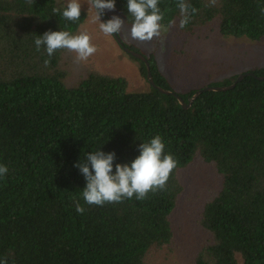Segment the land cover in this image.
<instances>
[{
	"label": "trees",
	"instance_id": "trees-1",
	"mask_svg": "<svg viewBox=\"0 0 264 264\" xmlns=\"http://www.w3.org/2000/svg\"><path fill=\"white\" fill-rule=\"evenodd\" d=\"M186 2L197 12L181 29L177 0H159L161 25L192 35L213 22L223 36L264 39V0ZM126 5L116 0L115 10L132 25ZM66 6L57 0H0V165L8 168L0 177V260L142 264L151 246L170 242L169 215L181 191L177 171L199 155L214 164L221 183L200 215L212 242L195 264H264V78L247 75L233 88L204 91L186 108L149 84L129 91L119 75L92 71L67 85V49L48 57L34 43L49 30L75 34L84 12L77 21L66 20ZM53 8L61 12L53 14ZM129 56L145 78L143 61ZM145 57L154 83L187 103L197 88L174 90L153 56ZM249 71L264 77V68ZM235 77L207 85H229ZM156 135L179 161L164 191L103 206L84 202L86 180L77 162L100 150L115 152L114 165L130 164L139 145ZM76 200L83 214L75 210Z\"/></svg>",
	"mask_w": 264,
	"mask_h": 264
},
{
	"label": "rangeland",
	"instance_id": "rangeland-1",
	"mask_svg": "<svg viewBox=\"0 0 264 264\" xmlns=\"http://www.w3.org/2000/svg\"><path fill=\"white\" fill-rule=\"evenodd\" d=\"M57 1L64 5L68 2ZM81 3L84 21L75 34L89 33L97 51L87 60L76 62V53L66 50L63 56L65 83L74 84L94 71L123 76L129 91L147 90L148 83L140 73L139 62L123 51L114 34L105 35L100 30L99 21L94 20L96 10L88 0ZM113 15L123 19L117 10H106L100 22H106ZM130 28L125 22L116 34L125 45L135 47L145 56H153L159 71L176 91L200 88L238 73L264 68V39L251 41L223 36L216 31L213 22L199 27L192 35L162 25L160 37L150 42L133 39ZM177 178L181 191L169 215L171 240L162 246H151L142 264H195L199 252L212 242L211 234L202 228L199 219L204 204L219 190L221 176L212 162L196 155L177 171Z\"/></svg>",
	"mask_w": 264,
	"mask_h": 264
},
{
	"label": "clouds",
	"instance_id": "clouds-1",
	"mask_svg": "<svg viewBox=\"0 0 264 264\" xmlns=\"http://www.w3.org/2000/svg\"><path fill=\"white\" fill-rule=\"evenodd\" d=\"M31 4L33 0H26ZM217 0H210L208 6H214ZM89 5L96 10L95 21H99L100 30L105 35L119 33L125 24L120 16L113 15L106 22H100V17L106 10L114 11L116 0H88ZM159 0H127V12L134 18L130 35L141 42H150L161 35V21L164 12L161 11ZM181 19L179 27L185 28L197 9L186 0H177ZM82 11L81 0H68L62 11V16L69 21L80 19ZM53 14L61 12L60 8H53ZM264 14V8L261 9ZM170 21L169 24H174ZM92 38L87 32L72 34L70 31H46L35 38L36 51L44 46L48 57L58 49H67L76 53V62L85 61L96 53L97 48L91 42ZM45 60V66L49 64ZM165 143L160 135H156L148 142L139 145V155L130 164L116 163L115 152L104 153L97 150L86 155L84 161L77 162V167L86 180L82 189V198L88 205L103 206L107 203H120L124 199H131L135 195L137 200L147 198L149 192L164 191L172 171L178 166V159L173 154L165 152ZM113 167L115 171L113 172ZM8 172L5 165H0V177ZM75 210L79 214L85 212V207L74 201ZM0 264H7V258L0 260Z\"/></svg>",
	"mask_w": 264,
	"mask_h": 264
},
{
	"label": "water",
	"instance_id": "water-1",
	"mask_svg": "<svg viewBox=\"0 0 264 264\" xmlns=\"http://www.w3.org/2000/svg\"><path fill=\"white\" fill-rule=\"evenodd\" d=\"M114 37L116 39V41L119 43V45L122 47L123 51L128 53L129 55L143 61V63L145 64V69H146V74H145V78L147 80V82L149 83L150 86H152L153 88L157 89L158 91H160L161 93L164 94H170L173 95L177 98V100L179 101V103L182 105V107L186 108L188 107L192 101L202 92L204 91H218V90H226V89H230L233 88L235 86L236 83H238L239 81H241L245 76L247 75H251L259 80L263 79L264 77L262 76H255L252 72L250 71H246V72H242V73H238L234 79V81L232 83H230L229 85H223V86H212V85H205L203 87L197 88L195 89V91L193 92V94L188 98L187 103H185L183 101V99L181 98L180 95H178L176 92L172 91V90H167L164 89L158 85H156L154 83V80L152 78V74H151V70L149 67V62L147 61V58L145 57V55H143L142 53L135 51L133 49H131L129 46L125 45L121 39L119 38V36L117 34H114Z\"/></svg>",
	"mask_w": 264,
	"mask_h": 264
},
{
	"label": "bare ground",
	"instance_id": "bare-ground-1",
	"mask_svg": "<svg viewBox=\"0 0 264 264\" xmlns=\"http://www.w3.org/2000/svg\"><path fill=\"white\" fill-rule=\"evenodd\" d=\"M146 79V78H145ZM149 84V83H148ZM175 92V91H174Z\"/></svg>",
	"mask_w": 264,
	"mask_h": 264
}]
</instances>
